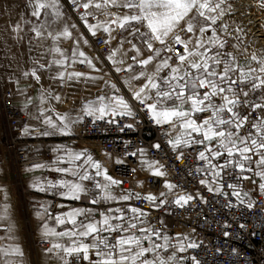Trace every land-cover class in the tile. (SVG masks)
I'll return each mask as SVG.
<instances>
[{
	"label": "snow or ice",
	"instance_id": "6c2138e0",
	"mask_svg": "<svg viewBox=\"0 0 264 264\" xmlns=\"http://www.w3.org/2000/svg\"><path fill=\"white\" fill-rule=\"evenodd\" d=\"M27 4L30 18L21 17L8 24L10 36L17 43L27 39L29 52L36 53L32 68L23 71V77L39 84L41 74L50 72L49 79L59 81L61 86L91 84L98 86L100 92L82 104L73 117L70 112L61 113L47 106L48 100L62 103L63 97L51 88L42 87L40 104L43 106L37 107L38 114L30 113L41 127L25 125L21 134L71 135L73 126L83 123L86 117L92 118L93 124L97 121L120 124L117 117L135 119L136 110L121 87L106 79L108 73L94 63L99 57L89 58L80 49L81 41L84 44L88 41L82 34L79 38L73 35L77 25L68 22L61 0H27ZM71 4L92 36L102 31L107 34L105 45L117 41L106 60L111 62L114 73L126 74L122 83L131 101L163 129L167 143L176 153L175 159L183 160L185 148L203 146L197 159L205 167H198L197 171H206L211 177L200 181L209 185L208 191H220L210 185L222 180L229 169L238 174L234 179H251L244 173H254L264 180V54L250 52L243 45L245 28L237 25L230 31L229 20L239 11L231 0H71ZM256 6L264 11V0H256ZM26 32L32 35L26 36ZM230 38L236 43L230 42ZM64 40L72 41L71 49L62 46ZM173 48L177 49L175 53ZM228 48L232 51H227ZM241 58L247 63L241 64ZM77 64L86 65L90 71L78 70ZM30 104L29 97L25 109ZM202 113L208 115L198 116ZM134 127V123L122 125L120 131ZM153 148L162 150L160 143ZM54 151L64 152L50 169L59 173L61 179L43 183L37 179L31 185L36 191L58 189L62 198L70 200L90 196L88 202L92 205L144 199L158 209L170 204L184 207L194 199L192 195L174 193L176 185L169 180L164 181L166 191L158 195L148 193L141 197L128 191L116 195L113 188L124 181L109 175L107 168L87 150L57 148ZM137 151L144 154L143 149ZM123 162L115 160L116 164ZM142 163L153 176L167 175L159 161ZM48 167L34 164L28 171ZM66 176L71 179H65ZM227 187L234 189L236 185ZM259 188L264 191V183ZM232 194L240 196L239 192ZM240 203L244 201L241 199ZM253 206V203L246 205L249 209ZM41 208L35 215L42 221L41 236L50 245L44 251L58 264H182L186 260L201 264L196 256L178 255L189 248H199V244H186L187 237L169 236L163 229L151 226L143 209L108 207L97 212L94 208H72L52 216L46 206ZM48 219L54 220L55 226L49 225ZM0 221L5 222L8 233L0 240L13 241L0 246V264H23L20 258L24 253L15 242L14 223L7 204L0 205ZM58 227L61 230L57 231ZM229 235L228 231L224 232L225 237ZM216 251L219 254L223 250Z\"/></svg>",
	"mask_w": 264,
	"mask_h": 264
},
{
	"label": "built area",
	"instance_id": "2783aa9c",
	"mask_svg": "<svg viewBox=\"0 0 264 264\" xmlns=\"http://www.w3.org/2000/svg\"><path fill=\"white\" fill-rule=\"evenodd\" d=\"M63 4L67 13L78 23L83 24L78 13L73 10L71 0H63ZM245 19L257 24L258 17L251 13L247 14ZM233 20L234 17L229 20V23ZM244 28L247 34L242 38L245 41L251 40L252 34L259 38L258 32L250 30V24ZM106 38V33L90 35L92 48L103 59L109 49V45L104 44ZM230 42L235 43L236 41L230 38ZM176 50L173 48L172 52L175 53ZM226 50L232 51L231 48ZM261 52L264 54V50ZM5 83L7 81L3 83L0 81V145L6 153L13 177L21 182V166L29 163H44L50 156L51 149L47 144H38L36 139L39 136L21 134L26 116L23 109L14 103L15 95L3 85ZM27 95L29 96L30 93ZM133 104L136 110L135 119L117 117L120 124H108L104 121H97L93 124L92 118L86 117L83 123H79L76 137L87 139L88 143L95 146L86 145L96 155H98V149L111 154L112 161L107 167L108 173L124 181L118 186L121 193L123 191L139 193L141 197L148 193L158 195L159 192L166 191L164 181L169 180L176 185L173 189L174 193L192 195L194 199L184 207L170 204L159 209L144 199L133 198L122 203L143 209L147 213L145 219L153 227L163 229L169 236L181 234V238H188L184 241L186 244L200 245L199 248H189L178 255L196 256L201 264H264V191H261L258 185L264 180L255 176L254 173H244L251 179H234L233 176L238 174L229 169L228 173L223 174L222 180H217L210 185L213 189L220 188V191H208L209 185L201 184L200 181L202 179L211 180V177L206 171H197L198 167H205V163L197 159L198 151L202 150L203 146L197 145L194 148L183 149L185 156L182 161H177L176 153L167 143L168 138L164 136L163 129L156 126L136 102ZM206 115L208 113H202L200 117ZM130 123L135 124L133 129L125 128L124 131H120L122 125ZM241 131L243 132V129ZM156 143L161 144L162 150L153 148ZM138 149H143L144 154L141 155ZM132 152L137 154L129 155ZM116 159L124 162L116 164ZM140 160L159 161L164 166L161 170L166 171L167 175L156 177L151 173L138 172L137 167ZM228 184H234L236 187L229 188ZM29 191L22 183L18 185L20 208L29 241L30 255L34 264H40L37 250L46 247V243L35 239L30 222V212L36 209L39 203L44 202V198L40 197L36 201L29 200L27 197ZM234 191L239 192L240 196L233 195ZM169 199L173 197L170 196ZM241 199L244 201L243 204L240 203ZM229 203L233 206L228 207ZM248 203H253L254 206L249 209L246 207ZM97 206L102 209L107 208L106 203ZM226 224L230 227H225ZM241 224L245 227L241 228ZM225 231L230 233L228 237L224 236ZM217 249H222V253L218 254ZM183 264H190V261H183Z\"/></svg>",
	"mask_w": 264,
	"mask_h": 264
},
{
	"label": "crops",
	"instance_id": "0c3cea01",
	"mask_svg": "<svg viewBox=\"0 0 264 264\" xmlns=\"http://www.w3.org/2000/svg\"><path fill=\"white\" fill-rule=\"evenodd\" d=\"M61 2H62V5L64 6L63 0H61ZM66 13H67V11H66ZM21 17L30 18V8L28 7L27 0L23 1V2H21L19 0H0V33H1L0 34V70L2 69V71H1L2 73L0 74V81L2 83L4 81H7V83H5L3 85L8 87L9 83L11 86L12 83H14V82L16 83V81L18 80L19 83L18 84L16 83L14 86L16 87V89H20V91L18 90L19 92H23L25 90H31L30 87L27 86L28 82H32V81L35 82V80L30 78V77L29 78L23 77L22 73H23V71H25V70L27 71V70H30L32 68V66H33L32 60L36 57L35 52H31V53L29 52V46L27 43V39H25V41L22 43H17L9 34V30H8L9 22L15 23ZM72 19L75 21V23L77 25V28L73 30V35L75 37L79 38L82 34L83 39L88 40L89 44L88 43L87 44L90 45L91 33L87 30V28L83 24L80 25V23H78L74 18H72ZM68 22L72 23L69 18H68ZM101 32H99V33H101ZM30 35H32V34L26 32V36H30ZM118 39H119V36H118ZM69 42L72 43L71 40L62 41V46L65 49H71L72 45L69 46V44H68ZM84 46H85V44L81 41L80 49L82 51H84L82 49V48H84ZM48 58H51V57H48ZM241 60H243V59H240V61ZM49 74H51V73L49 72ZM22 95H24V93H22ZM34 98L35 97L33 96L32 100ZM25 103H26V101L25 102L17 101V105H19L23 108V111H24V114L26 115V117L29 113V110L32 107L35 106L37 108V107L43 106L40 104V99H39V102L37 104H36V102L33 103V101H32V104H30L27 109H25V107H24ZM37 124L40 125L37 120H35L33 118L31 120H29L26 118L25 123H24V127H25V125L36 126ZM26 138H27V136H26ZM70 142H71V140L66 139L65 137H63V135L52 137V139L46 141V144L51 149V154L45 160V162L41 163V164H46L49 167L45 168V169H38V170H40V177H42L43 179H46L48 181H53V182L61 179V175L59 173L52 171L50 169L54 168L56 166L53 162L57 159L58 156H63L64 152L63 151L57 152L54 150L57 148H61V149H68L71 151L79 152V151H76V149L73 146H71ZM4 158L6 159V153L0 145V178H2V177L8 178L9 174L13 176L10 167L9 166L6 167V163H4V161H3ZM96 160H98V159H96ZM8 165H9V163H8ZM32 165H34V164H31L30 167ZM61 166H66V165H61ZM64 178L65 179H71L70 176H66ZM261 183H264V181H262ZM89 187L91 188V185H89ZM113 192L116 195L121 194L118 187H114ZM90 198H91L90 196L82 197L80 200H70V199L62 198V200H58L55 202L53 200V198L48 197L47 199H49V202H46L45 201L46 198H44V202L39 203V205L36 207V209H34L30 212V222H31V227H32L35 239L39 240V241H44L46 243V247L40 248L42 250L38 249V250H40L39 252L37 250V257H38V261L40 264H58V262L56 261V259L54 257H52L49 254H46L44 251L50 245H49L48 241L45 240L44 238H42V236H41L42 230H41L40 226H41L42 221L40 218H38L35 215L36 211L37 210L42 211L41 205L46 206L48 208V211L52 214V216H54V215L56 216L58 214L65 213L72 208H94V209H96L97 212L105 210V209L98 207L97 205L90 204L88 202ZM32 200L36 201L35 199H32ZM106 204H107V208L108 207H125V208L128 207V205H126L124 203H112V204L106 203ZM61 205H63V207H61ZM20 214H21V218H22L21 220H23L22 212ZM47 222L49 223V225L55 226L54 220L48 219ZM146 222L150 223L147 220H146ZM150 225L153 226L152 224H150ZM18 229L19 230H18V233L16 234V236L18 237V240L23 243L22 244V250L24 253L23 257L20 259H22L23 264H27V260H30V264L31 263L34 264L32 257L30 255L29 241H28L26 230H25L23 224L21 227H19V224H18ZM59 230H61V229L58 227L57 231H59ZM24 241L27 242V248H25V246H24ZM83 264H86V262H83Z\"/></svg>",
	"mask_w": 264,
	"mask_h": 264
},
{
	"label": "rangeland",
	"instance_id": "374dc122",
	"mask_svg": "<svg viewBox=\"0 0 264 264\" xmlns=\"http://www.w3.org/2000/svg\"><path fill=\"white\" fill-rule=\"evenodd\" d=\"M231 2L232 3H235V1L234 2L231 1ZM240 7H241L240 8L241 11L239 10L237 12V14L234 16V20L229 23L230 24V31L233 28H235L237 25H239V26H241L243 28H244V26L247 27L251 22H248L249 19H245V16L247 14H251V13L254 14V12H255V14H256L257 17H260L259 21H260V23L262 22L261 25H264V11H262L259 7L256 6V0H251V1L244 0V1H240ZM63 8H64V6H63ZM254 9H255V11H254ZM64 11L66 13L65 8H64ZM241 12L243 13V15L240 14ZM66 16L71 20L72 23L76 24L75 21L67 13H66ZM261 25H260V27H261ZM261 28H262V31L261 32L264 33V27H261ZM242 36H243V34H242ZM253 40H254L253 39V35L251 36V40L247 39V41H245V39L243 38V45L245 47H247L250 52L255 51V52H257V54H262V52H261L262 49H261V46H260L259 41L256 40L257 43L254 44L253 43ZM88 44H89V41H88ZM109 49H110V45H109ZM241 59H243V58H241ZM104 63L109 68V70L111 72V75L114 78L121 79V77H123V76L126 75L124 73H121V74L114 73L112 71V69H111L112 66H111V62L110 61H107V60L104 59ZM240 63L241 64H244V63H247V61H245L243 59V60L240 61ZM1 71H2V69L0 70V74L2 73ZM27 86H29L31 90H25L23 92H19L20 89H16L15 86L11 87L10 86V83L8 84V88L12 92H14V93L16 92L17 93V96H18L17 101L23 100V97L25 95H27L28 93L32 92L33 93V96L35 97L32 101H33V103L36 102V104H37L39 102L40 95H41V89H40V87L36 84V82H33V81L32 82H28V85ZM96 91H97L96 94L87 96L86 99L90 100V99H93L95 96H97L99 94V92H100V89L98 88ZM122 92L125 95V97L130 98L129 93L127 92V89L126 88H123L122 87ZM22 93H24V95H22ZM131 102L134 103L135 101H131ZM80 104L81 103H77V104H75L74 106L70 107L68 110H65V111L70 112L75 107L80 106ZM47 106L52 107L50 105H47ZM60 112L63 113L64 111H60ZM198 116H200V115L198 114ZM26 118L28 119V115H27ZM35 127L40 128L41 126L37 124ZM76 135H77V133L73 132V130H72V134L71 135H63V137H65L66 139L71 140L70 144H71V146H73L76 149V151H79L80 152V151H83V150H87V152L89 154H91L92 157L96 160L97 159L96 153H94V151L91 150L90 148H88L86 145H90L92 147H95V146H93L91 143H88L89 141L87 139H85V141H83V140H81L82 138H78V137H76ZM55 136H60V135H53V136H47V137L39 136V138L36 139V141L38 142L39 145L46 144V141L52 139V137H55ZM5 160H6V167H8L9 165H8L7 157H6ZM30 165H31L30 163L29 164H23L22 165L23 167L21 168V174L24 175V176H22L21 182L19 180L15 179L10 174L8 175V178H3V177L0 178V187L3 188V191L0 192L1 193V195H0V205H4V204H7L8 205L9 211H10V217H11L12 222L14 223V232H15V235L18 233V230H19L18 229V222H20V224L22 226V220H21L22 218H21V214H20L22 212L21 211V208H20L21 199H20L19 194H18V185L20 183H22L23 186L26 189L30 190L29 191V194L27 195V197H28L29 200H32V199L38 200L40 197L46 198L45 199L46 202H49V199H47L48 197L49 198H53V200L55 202L58 201V200H62V197L58 194V192H59L58 189H52V190H50L48 192H39V191H36L31 186L33 184V181H35L37 179H39L42 183L46 179H43L42 177H40V170H38V169H35L33 171H28V169L32 167V166L30 167ZM10 184H11V193L14 196H17V199H18L17 210L13 209L9 205L8 201H6V199L4 197L5 188H7L8 186H10ZM4 224H5V222L0 221V237H7V235H8V233L4 229ZM12 242L13 241L8 240V239L0 240V246H6L8 243H12ZM15 242L16 243H19L20 246H21V248H22V244L23 243L18 240V237L17 236H16ZM24 246H25V248H27V242L26 241H24ZM13 259H17V258L16 257H13Z\"/></svg>",
	"mask_w": 264,
	"mask_h": 264
},
{
	"label": "bare ground",
	"instance_id": "6f19581e",
	"mask_svg": "<svg viewBox=\"0 0 264 264\" xmlns=\"http://www.w3.org/2000/svg\"><path fill=\"white\" fill-rule=\"evenodd\" d=\"M240 1H244V0H236L235 3H233L239 10L241 8L240 7ZM249 1H251V0H249ZM254 11H255V9H254ZM254 16L257 17L255 12H254ZM259 19H260V17H258L257 24L251 21L250 30L252 32H255V31L258 32L259 38H256L254 36L255 34L254 35L252 34L253 35V39H254L253 43L256 44L257 43L256 40L259 41L261 49L264 50V48H262V47H264V33L261 32L262 28L260 27V25H261L262 22L260 23ZM101 33H103V32H101ZM68 44H69V46L72 45L71 42H69ZM116 46H117V41H112L111 44H110V49L105 54V57L107 56L109 51L111 49L115 48ZM82 49L85 51L86 55L89 58L99 57L96 54V52L94 51V49L92 48V46L90 47L88 44H85L84 48H82ZM105 60H106V58H105ZM94 63L97 64V67L103 69L104 71H106L108 73V75L105 77L106 79H110V80L114 81L115 83H117V86L121 87V90H122V87L126 88V87L123 86V83H122L123 80L126 78V75L121 77V79L114 78L111 75V72H110L109 68L105 65L104 59L101 58V57H99V60H94ZM75 67L78 70H80V71H90V69H88L86 65L77 64V65H75ZM95 74L96 73H93V75H95ZM41 75H42V79H41L40 83L39 84L36 83L40 87V89L42 87L44 89L51 88L53 93H59L63 97V102L62 103H57L54 100H48L47 105H50V106L54 107L56 109V111H59V112L60 111H64L63 113H65V112H68V111H65V110H68L70 107L74 106L77 103H81L80 106L75 107L72 111H70V113H71V115L73 117H75L79 113L81 105L84 104L88 100V99H86V97L90 96V95H93V94H96L97 93L96 90L99 88L98 86H93L91 84L86 86L84 83H72V85L70 87L69 86H61L59 81H55L54 82V81L49 79V76H50L49 72H43ZM137 83H139V82H137ZM14 85H15V82L11 84V87H13ZM14 95H15L14 96V103L17 104V98H18L17 93L15 92ZM29 97L31 99L33 98V93L32 92H30L29 96L25 95V98L23 97V100H21V101L25 102L26 99H28ZM126 98L129 99V102L134 107V104L131 102L130 98H128V97H126ZM30 113L32 115L37 114V108L34 106V107H32L29 110V113H28V119L29 120L32 119V115H30ZM23 128H24V125L22 127V130H23ZM78 129H79V123H77V124H75L73 126V132L78 134ZM81 140L85 141L84 138H82ZM98 151L99 152H98V155H97V159L104 165L105 168H107L109 166V164H111V161H112L111 157L106 155L107 153L102 151L101 149H98ZM3 161H4V163H6L5 158L3 159ZM143 161H145V160H140V162L138 164V167H137V171L140 172V173H151L150 171L147 170L146 165L142 163ZM22 167L23 166H21V168ZM22 176H24V175H22ZM0 195H1V193H0ZM4 197H5L6 201H8L9 205L13 209L17 210L18 199H17V196H14L11 193V184L7 188H5ZM18 224H19V227H21L20 222H18ZM22 224H23V220H22ZM40 250H42V249H40ZM40 250H38V252ZM27 264H30V260H27Z\"/></svg>",
	"mask_w": 264,
	"mask_h": 264
}]
</instances>
